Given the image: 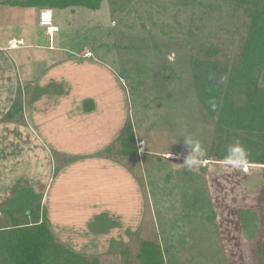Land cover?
<instances>
[{"label": "rangeland", "instance_id": "1", "mask_svg": "<svg viewBox=\"0 0 264 264\" xmlns=\"http://www.w3.org/2000/svg\"><path fill=\"white\" fill-rule=\"evenodd\" d=\"M36 1L0 0V21H38L43 7L33 6ZM67 9L53 11L65 28L64 49L75 57H83L87 49L94 53L89 60L105 65L111 73L109 86L119 88L114 96L119 95V135L130 120L138 156H119L118 163L142 197V217L135 226L140 228L125 238L128 243L121 250L77 254L99 258L101 264H138L141 243L150 240L160 243L165 264H264V167L217 161L218 118L200 103L191 66L192 57H203L211 45L231 63L246 32L244 14L233 18L226 0H103L98 11ZM186 140L193 146L198 142L202 155ZM190 152L201 160L192 169L184 164ZM6 155L0 154V180L11 183L20 170H12L7 164L12 157ZM77 174L83 181L84 171ZM12 197L13 210L41 206L42 197L28 186L17 185ZM252 219L255 224L248 228ZM98 221L93 225L102 230L113 226L108 216Z\"/></svg>", "mask_w": 264, "mask_h": 264}, {"label": "crops", "instance_id": "2", "mask_svg": "<svg viewBox=\"0 0 264 264\" xmlns=\"http://www.w3.org/2000/svg\"><path fill=\"white\" fill-rule=\"evenodd\" d=\"M1 21L7 24L0 23V154L16 160L7 164L20 175L11 183L0 180V233L46 221L54 237L76 253L121 250L125 238L140 228L135 226L142 197L133 177L122 175L118 156H102L120 136L119 95L114 97L119 88L109 86L105 65L89 60L94 53L87 49L75 57L64 49L65 28L58 21L59 32L52 35L38 21ZM22 153L28 156L20 162L16 156ZM80 171L83 181L77 179ZM17 185L32 188L42 197L41 206L11 209ZM103 216L113 222L108 230L93 225ZM15 217L19 220L12 223Z\"/></svg>", "mask_w": 264, "mask_h": 264}, {"label": "trees", "instance_id": "3", "mask_svg": "<svg viewBox=\"0 0 264 264\" xmlns=\"http://www.w3.org/2000/svg\"><path fill=\"white\" fill-rule=\"evenodd\" d=\"M226 1L232 5L233 18L244 14L248 21L240 52L231 63L221 57V51L214 45L207 48L203 57H192L193 85L200 103L218 118V141L214 149L217 161L225 162V157L229 156L230 163L264 167V101L261 100L264 98V0ZM102 2L37 0L33 6L52 11L70 7L98 11ZM31 4L22 3L21 6ZM235 144L246 150V163L238 153L233 155L228 152L229 146ZM102 156L108 159L118 156V160L119 156H138L130 120L125 123L116 145ZM59 170L57 167L55 172ZM254 222V219L250 220L248 228H253ZM12 226L0 233V259L7 260L5 264H101L99 258L89 259L62 245L46 221L36 225ZM244 227L243 231L247 226ZM140 249L138 264H165L160 243L144 240Z\"/></svg>", "mask_w": 264, "mask_h": 264}, {"label": "clouds", "instance_id": "4", "mask_svg": "<svg viewBox=\"0 0 264 264\" xmlns=\"http://www.w3.org/2000/svg\"><path fill=\"white\" fill-rule=\"evenodd\" d=\"M222 79H226V78H222ZM213 108H215V104L213 103ZM185 144L186 146H188L189 148H191L193 151H200L201 152V149L199 147V144L198 142L196 143V145H192L190 143V141L186 140L185 141ZM228 152L231 153V154H239L240 157L243 158L244 162L246 163L247 162V152L246 150L243 148V146H241L240 144H235V145H232V146H229L228 148ZM201 155H202V152H201ZM230 157L229 156H226L225 157V163L226 164H230L232 165L233 167H238L240 166L238 163H230ZM201 163V160L199 158H194V156L190 154L185 158L184 160V164L189 168V169H192L193 166L195 165H198Z\"/></svg>", "mask_w": 264, "mask_h": 264}, {"label": "built area", "instance_id": "5", "mask_svg": "<svg viewBox=\"0 0 264 264\" xmlns=\"http://www.w3.org/2000/svg\"><path fill=\"white\" fill-rule=\"evenodd\" d=\"M38 24L40 27L46 29L51 35L59 32V27L55 24L54 13L52 10H41L38 16Z\"/></svg>", "mask_w": 264, "mask_h": 264}]
</instances>
